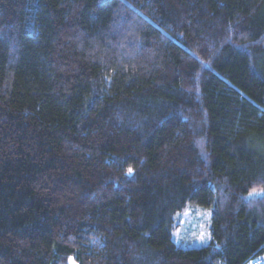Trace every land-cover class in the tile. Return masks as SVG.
Wrapping results in <instances>:
<instances>
[{
	"label": "trees",
	"instance_id": "trees-1",
	"mask_svg": "<svg viewBox=\"0 0 264 264\" xmlns=\"http://www.w3.org/2000/svg\"><path fill=\"white\" fill-rule=\"evenodd\" d=\"M261 254L264 0H0V264Z\"/></svg>",
	"mask_w": 264,
	"mask_h": 264
},
{
	"label": "rangeland",
	"instance_id": "rangeland-1",
	"mask_svg": "<svg viewBox=\"0 0 264 264\" xmlns=\"http://www.w3.org/2000/svg\"><path fill=\"white\" fill-rule=\"evenodd\" d=\"M213 208L189 202L175 215L174 239L183 247L207 245L212 237Z\"/></svg>",
	"mask_w": 264,
	"mask_h": 264
},
{
	"label": "built area",
	"instance_id": "built-area-1",
	"mask_svg": "<svg viewBox=\"0 0 264 264\" xmlns=\"http://www.w3.org/2000/svg\"><path fill=\"white\" fill-rule=\"evenodd\" d=\"M247 264H264V254L252 258Z\"/></svg>",
	"mask_w": 264,
	"mask_h": 264
},
{
	"label": "water",
	"instance_id": "water-1",
	"mask_svg": "<svg viewBox=\"0 0 264 264\" xmlns=\"http://www.w3.org/2000/svg\"><path fill=\"white\" fill-rule=\"evenodd\" d=\"M69 264H79V263H77L74 259H70Z\"/></svg>",
	"mask_w": 264,
	"mask_h": 264
},
{
	"label": "snow or ice",
	"instance_id": "snow-or-ice-1",
	"mask_svg": "<svg viewBox=\"0 0 264 264\" xmlns=\"http://www.w3.org/2000/svg\"><path fill=\"white\" fill-rule=\"evenodd\" d=\"M132 172V169H129V173H131Z\"/></svg>",
	"mask_w": 264,
	"mask_h": 264
}]
</instances>
